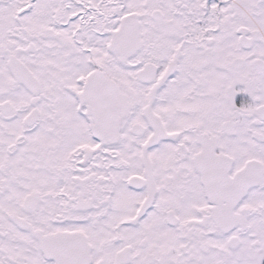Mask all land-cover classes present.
I'll return each mask as SVG.
<instances>
[{"label": "snow or ice", "instance_id": "obj_1", "mask_svg": "<svg viewBox=\"0 0 264 264\" xmlns=\"http://www.w3.org/2000/svg\"><path fill=\"white\" fill-rule=\"evenodd\" d=\"M0 264H264V0H0Z\"/></svg>", "mask_w": 264, "mask_h": 264}]
</instances>
